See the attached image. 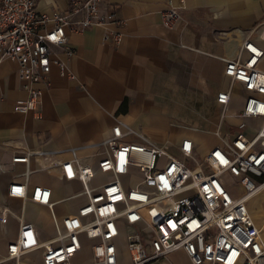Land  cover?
I'll return each mask as SVG.
<instances>
[{
  "label": "built area",
  "instance_id": "obj_1",
  "mask_svg": "<svg viewBox=\"0 0 264 264\" xmlns=\"http://www.w3.org/2000/svg\"><path fill=\"white\" fill-rule=\"evenodd\" d=\"M38 1L0 0V63L18 64L26 92L13 105L19 113L37 108L38 84H48L52 65L60 76L74 78L56 52L72 54L67 33L100 26L103 43L121 39L122 20L107 0H63V8L51 11L37 10ZM178 18L177 7L167 1L159 12L161 25L171 28ZM217 59L226 79L212 97L217 141L199 159L188 137L157 145L117 120L103 141L108 151L95 164L73 151L57 162L59 180L80 186L57 201L79 197L72 212L56 217L47 186L8 185L9 197L48 207L55 230L41 239L34 223L20 218L0 264H73L83 248L88 259L78 264H119L120 236L126 264H160L175 251L189 264H264V216L257 219L247 205L264 192V19L246 31L232 57ZM237 98L239 105L231 110ZM226 118L239 122L230 126L223 123ZM29 155L12 162L26 166ZM227 181L238 189L228 188ZM9 215L15 214L2 207L0 222Z\"/></svg>",
  "mask_w": 264,
  "mask_h": 264
},
{
  "label": "crops",
  "instance_id": "obj_2",
  "mask_svg": "<svg viewBox=\"0 0 264 264\" xmlns=\"http://www.w3.org/2000/svg\"><path fill=\"white\" fill-rule=\"evenodd\" d=\"M167 1L179 15L171 28L162 26L159 19ZM107 2L122 20L120 41L103 43L100 26L67 33L66 46L72 54L55 50L74 78L60 76L52 65L48 84H38L42 94L35 110H13L26 92L18 78V64L10 59L0 63V210L7 207L15 214L0 222V254L17 236L20 218L34 223L41 239L52 236L24 213L28 207L51 216L49 208L9 197V184L49 187L55 211L56 186L69 187V182L59 180L58 161L73 151L80 160L95 164L107 153L103 141L117 120L138 133L143 129L152 134L155 121L168 127L169 119L198 118L205 95L212 98L226 83L217 56L232 57L246 31L264 19V0ZM64 5L63 0H39L36 7L51 11ZM182 137L191 139L184 133L174 144ZM25 152L30 153L26 166L12 162V157ZM169 258L183 261L175 264H189L181 251L168 254L160 264H169Z\"/></svg>",
  "mask_w": 264,
  "mask_h": 264
},
{
  "label": "rangeland",
  "instance_id": "obj_3",
  "mask_svg": "<svg viewBox=\"0 0 264 264\" xmlns=\"http://www.w3.org/2000/svg\"><path fill=\"white\" fill-rule=\"evenodd\" d=\"M201 111L199 113L198 118L191 119H169L167 121L168 127H162L159 121H155L156 128H153L151 131L152 134L147 133V131L140 129L139 132L143 134L151 143H157L158 141H164V144H173L177 141L178 137L182 134H187L191 137L194 143V156L199 159L205 152L206 149L211 143L217 141V139L212 135V131L214 130V125L217 123V114H212V98L211 95L206 94L204 100L200 102ZM239 105V99L234 100L232 104V109L235 110ZM239 122L238 119L234 118H226L223 120L224 124L235 126ZM189 128V129H186ZM231 131V130H229ZM226 185L228 188L233 190H237L238 188L231 184V182L227 181ZM69 187L66 186H56V207L55 214L56 217L61 216L65 213H70L73 210L75 204L80 201L79 197H73L70 199H66L62 202L57 203V201L71 193H76L80 190V186L78 183L72 181L68 184ZM248 207L251 208L254 217L257 219L264 216V192L258 194L255 198L247 203ZM25 214H28L32 219L36 222L40 223L42 226V230L47 236H51L54 234V224L51 216L48 213H38V211L30 210L28 207L24 210ZM118 253L116 259L119 264H126V252L124 249L123 238L120 236L116 242ZM31 259L35 260L33 257ZM38 259V260H37ZM35 261H39L37 258ZM88 259L87 251L85 248L81 250L79 254H76L72 257L71 262L73 264H78L82 261H86ZM169 264H175L176 262L180 263L183 261L180 258L175 259H167Z\"/></svg>",
  "mask_w": 264,
  "mask_h": 264
},
{
  "label": "bare ground",
  "instance_id": "obj_4",
  "mask_svg": "<svg viewBox=\"0 0 264 264\" xmlns=\"http://www.w3.org/2000/svg\"><path fill=\"white\" fill-rule=\"evenodd\" d=\"M53 207V206H52Z\"/></svg>",
  "mask_w": 264,
  "mask_h": 264
}]
</instances>
